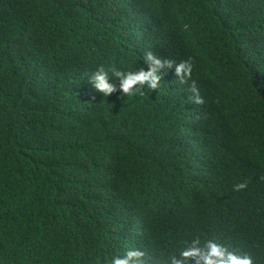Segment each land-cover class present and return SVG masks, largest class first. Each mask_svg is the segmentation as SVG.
I'll list each match as a JSON object with an SVG mask.
<instances>
[{
  "label": "trees",
  "instance_id": "16d2710c",
  "mask_svg": "<svg viewBox=\"0 0 264 264\" xmlns=\"http://www.w3.org/2000/svg\"><path fill=\"white\" fill-rule=\"evenodd\" d=\"M149 51L190 79L122 95L112 69ZM197 239L264 264V0H0V264H172Z\"/></svg>",
  "mask_w": 264,
  "mask_h": 264
},
{
  "label": "clouds",
  "instance_id": "9594fccd",
  "mask_svg": "<svg viewBox=\"0 0 264 264\" xmlns=\"http://www.w3.org/2000/svg\"><path fill=\"white\" fill-rule=\"evenodd\" d=\"M145 63L148 64V70L142 68L132 72H124L112 69V74L119 79V89L124 96H132L137 93L143 95V88L147 86L151 90H156L161 81L162 72L160 69L175 68V76L180 83H186L191 77L192 64L190 61H181L176 63L173 60L161 59L151 51L145 54ZM90 82L94 88L105 96L117 91L114 83H109L108 72L101 66L90 77ZM191 91L196 93L193 102L202 104L203 99L199 97L195 88V82ZM246 182L238 183L234 190L240 191L246 188ZM144 252L139 250H129L123 257H113L111 264H147L144 260ZM189 259L196 261V264H253L252 257L247 253H237L230 250L227 246L219 245L214 241H208L204 247H201L199 240H195L191 245L186 246L180 251V259H172V264H187Z\"/></svg>",
  "mask_w": 264,
  "mask_h": 264
}]
</instances>
